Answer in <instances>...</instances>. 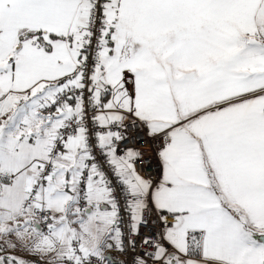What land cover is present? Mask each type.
Masks as SVG:
<instances>
[{
  "label": "snow or ice",
  "instance_id": "6c2138e0",
  "mask_svg": "<svg viewBox=\"0 0 264 264\" xmlns=\"http://www.w3.org/2000/svg\"><path fill=\"white\" fill-rule=\"evenodd\" d=\"M0 264H264V0H0Z\"/></svg>",
  "mask_w": 264,
  "mask_h": 264
}]
</instances>
